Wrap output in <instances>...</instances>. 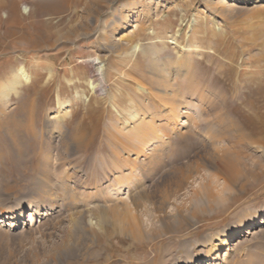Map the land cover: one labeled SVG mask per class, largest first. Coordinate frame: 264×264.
Listing matches in <instances>:
<instances>
[{
    "label": "rangeland",
    "instance_id": "rangeland-1",
    "mask_svg": "<svg viewBox=\"0 0 264 264\" xmlns=\"http://www.w3.org/2000/svg\"><path fill=\"white\" fill-rule=\"evenodd\" d=\"M187 53L170 87L148 67ZM20 67L29 82L0 97V212L25 224L1 225L0 264H264V0H0V91Z\"/></svg>",
    "mask_w": 264,
    "mask_h": 264
},
{
    "label": "bare ground",
    "instance_id": "bare-ground-1",
    "mask_svg": "<svg viewBox=\"0 0 264 264\" xmlns=\"http://www.w3.org/2000/svg\"><path fill=\"white\" fill-rule=\"evenodd\" d=\"M235 7L234 8H239V6H237V5H234ZM241 8V7H240ZM134 27L136 28V25H134ZM127 36V35H126ZM130 41V40H129ZM131 42H132V40H131ZM135 46V45H134ZM134 48H136V47H134ZM156 49V48H155ZM159 53H160V50H153V55H159ZM184 57H186V58H183L182 60H180V61H175V62H171V61H167V59H166V61L164 62V63H162V61H161V63L159 62L160 60L159 59H155V60H149L148 61V67L150 68V69H152V71L154 72L153 73V75H154V77H156L158 80H160V83L161 82H165V83H167V86H171V84H172V82H171V80H172V77L173 76H179V78L180 77H185V75H186V73L188 72V65L190 66V54L189 53H187L186 54V56H184ZM155 58H156V56H155ZM170 60V59H169ZM101 67V66H100ZM97 70L98 71H100V69H99V67L97 68ZM11 79L9 80V81H7V83H5V85H7L6 86V88H4L3 90H1L0 91V97L1 98H6L8 95H9V93L11 92V91H15V88L16 87H19V85H21L22 83H27V82H29V80H30V76H29V74L28 73H26L25 72V70H24V68L23 67H20V68H17L16 70H14V72H12L11 73ZM100 82H101V79L99 80ZM22 82V83H21ZM169 82H171V84H169ZM89 85H90V89L91 90H93L94 92H98V91H100L99 90V85H95L94 84V81H92V80H90L89 81V83H88ZM156 84V83H155ZM139 89H140V91H144V88L143 87H138ZM166 92V94H167V91H165ZM16 93V92H15ZM175 95V94H174ZM174 95L172 94V96H171V98H170V100H169V102L170 103H173L174 101H175V97H174ZM58 102V108H62L63 107V102H61L60 100H58L57 101ZM65 108V107H64ZM172 111H173V117L175 118V117H179V115L177 116V114H176V108L175 107H173L172 108ZM67 111H66V113L64 114V116L65 115H67ZM129 114H128V116H129V119L130 120H132V121H137L138 120V113H136V112H128ZM56 118H63V116L61 115V116H58V115H56V116H54V117H52V118H50L52 121L54 120V119H56ZM54 129H58L62 124L60 123V121H58V122H55L54 121V124L53 123H51L50 124ZM1 128V127H0ZM186 129H187V127H185ZM135 130L133 131V135H132V137H131V140H132V142H134V143H136V145H144V144H146V142H148L149 141V139L151 140V139H154L156 136H158L157 134H160V129H158V128H156L154 125H153V123L152 124H146V125H143V126H141V127H136V128H134ZM143 131H145V132H147V138L145 139V140H143V139H141V138H139L138 137V133L139 132H143ZM6 132H7V130H6ZM172 132H173V130H172ZM185 134V133H184ZM179 135V134H178ZM185 136V135H184ZM159 137V136H158ZM168 137V136H167ZM189 136H187V138H188ZM233 139H232V138ZM185 140V139H184ZM219 140H240V139H234V137L233 136H231V134L229 135L228 133H226V132H223V133H221L220 134V136H219ZM163 144L164 143H162L161 142V144L159 145V149L161 148V149H163ZM159 152L160 150H156V149H154L153 150V152ZM160 157V156H159ZM157 158V161L156 162H159L160 161V158ZM151 157H145L144 158V160H143V165H148V164H150L151 163ZM161 162V161H160ZM159 162V163H160ZM237 162L235 161V159H232L230 156H229V154H227V153H225L224 155H223V157L221 158V161H220V163H219V166H220V173L224 176V179L226 180V182H228V184H230V185H232V186H235L236 184L238 185V183H239V185H241V187L243 188V185L245 186L246 184L243 182V183H240L241 181H244V176H242V177H240L241 175H240V173L238 172V167H237ZM245 182H247V180H245ZM249 183V182H248ZM248 185V184H247ZM53 188V187H52ZM60 189V188H59ZM69 189V188H68ZM67 188H66V190H68ZM204 190H207V188L206 189H204ZM53 193V192H52ZM51 193V194H52ZM66 193V192H65ZM65 193H64V195H65ZM68 193H69V191H68ZM71 193V192H70ZM55 194V193H54ZM63 195V194H62ZM61 195V196H62ZM67 196V195H66ZM51 197V196H50ZM50 197H49V199H50ZM55 197V196H54ZM46 198V197H45ZM63 198H64V196H63ZM70 198V197H69ZM53 199V198H52ZM59 199V198H58ZM65 199V198H64ZM71 199V198H70ZM74 199V198H73ZM56 199H54V201H55ZM65 200H67V199H65ZM49 201H51V200H49ZM133 201V200H132ZM43 202V201H42ZM66 202V201H65ZM64 202V203H65ZM68 202H69V200H68ZM71 202V201H70ZM69 202V203H70ZM62 203H63V201H62ZM69 203H67V204H69ZM75 203V202H74ZM133 203H135L134 201H133ZM66 204V203H65ZM66 204V205H67ZM71 205V204H70ZM75 205H76V203H75ZM61 206H63V204L61 205ZM69 206V205H68ZM59 208H60V206H59ZM68 208H71V206L70 207H68ZM21 210H22V208H17L16 206H12V207H7L3 212H0V227H1V225L2 226H9V228H11V229H15V228H17L18 226H21V225H23V224H25V222L23 223H20V220H22V218H23V213L21 212ZM58 210V209H57ZM68 210V209H67ZM51 211V210H50ZM58 212V211H57ZM60 212H61V210H60ZM31 218L28 220V222L29 221H32V222H34L35 220H36V218H39L40 216H44V215H42L41 214V210H40V208L39 207H35V208H33L32 210H31ZM52 213V212H51ZM51 213H47L46 215H45V217H47V216H51L52 214ZM58 214V213H57ZM62 214V213H61ZM52 217V216H51ZM51 219V218H50ZM49 219V220H50ZM81 222L82 221H84L85 220V215L84 214H82L79 218H78ZM48 220V219H47ZM27 221H26V223H28ZM80 222V223H81ZM79 223V224H80ZM83 223V222H82ZM92 222H90V224H91ZM262 229H258L257 227L256 228H252V229H246V235H248V236H250V235H255V234H257V233H259L260 231H261ZM225 244V240H223V241H221L220 242V246L221 245H224ZM242 244V240H240L239 239V241L238 242H236V244L234 245V247L233 248H237V247H239L240 245ZM220 246H218V247H220ZM214 250V249H213ZM213 250H210L207 254H206V256L204 257V258H202V259H204L205 261H206V263H209L210 261H214L216 258H217V255H215V253H217L216 251L215 252H213ZM234 249H230V251H233ZM215 256V257H214ZM199 260H201V259H199V258H197V256H192L191 258H190V260L188 261V263L187 264H197V262L199 261Z\"/></svg>",
    "mask_w": 264,
    "mask_h": 264
}]
</instances>
